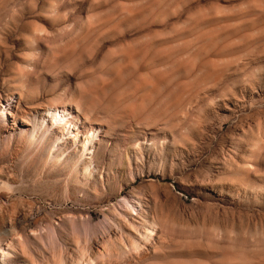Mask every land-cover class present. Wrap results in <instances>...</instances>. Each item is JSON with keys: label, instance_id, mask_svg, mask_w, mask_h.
<instances>
[{"label": "rangeland", "instance_id": "1", "mask_svg": "<svg viewBox=\"0 0 264 264\" xmlns=\"http://www.w3.org/2000/svg\"><path fill=\"white\" fill-rule=\"evenodd\" d=\"M25 251L264 264V0H0V264Z\"/></svg>", "mask_w": 264, "mask_h": 264}, {"label": "bare ground", "instance_id": "2", "mask_svg": "<svg viewBox=\"0 0 264 264\" xmlns=\"http://www.w3.org/2000/svg\"><path fill=\"white\" fill-rule=\"evenodd\" d=\"M6 113V112H5ZM55 118H56V120H61L60 121V126H55V128H58V129H62L64 126L67 128V127H72V128H76V124H74L73 122H70V121H68V120H66V118L65 117H62L61 116V114L62 113H65V111H63V110H60V109H57L56 111H55ZM7 115L8 116H12V117H16L15 116V113L12 111V110H10L9 112L7 111ZM72 118H73V116H72ZM75 118V120H77V121H79L80 120V118H78V116H76V117H74ZM86 119V118H85ZM61 132V131H60ZM64 133H65V131H64ZM80 134V131L78 132V131H75V132H73L72 133V135H70V137H68V138H75L76 136H78ZM88 158H91V157H88ZM30 252H27V251H25L24 252V254H23V257H24V259H25V264H27L26 263V261H32V260H35L34 258H31V255L29 254ZM5 254V253H4ZM6 255V254H5ZM28 257H29V259H28Z\"/></svg>", "mask_w": 264, "mask_h": 264}]
</instances>
